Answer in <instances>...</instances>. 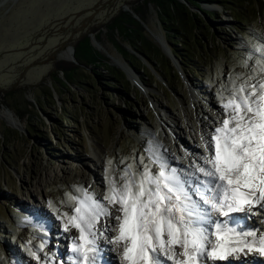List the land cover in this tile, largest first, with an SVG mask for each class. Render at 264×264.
Returning a JSON list of instances; mask_svg holds the SVG:
<instances>
[{
    "label": "rangeland",
    "instance_id": "rangeland-1",
    "mask_svg": "<svg viewBox=\"0 0 264 264\" xmlns=\"http://www.w3.org/2000/svg\"><path fill=\"white\" fill-rule=\"evenodd\" d=\"M133 1L0 0V112H8L19 124L9 126L0 115V264H38L31 250L45 241L39 254L54 252L63 260L53 264H65L72 238L79 233L71 227L63 231L68 222L63 214L72 215L85 192L103 200L105 168L118 185L120 169L133 164L134 158L132 171L138 172L139 157L148 163L145 146L151 135H159L161 144L154 150L164 149L167 157L183 161L191 152L182 142L193 144V133L203 128L211 136L209 118L222 112L220 97L228 95L233 82L250 83L252 76L257 82L264 80V59L249 57L264 46V0H233L232 10L219 4L209 7L215 17L204 21L205 49L193 53L194 75L161 50L168 65L156 58L149 61L126 46L136 58L134 66L139 61L145 66L136 71L106 40L103 23ZM150 10L143 24L154 36L163 37ZM98 31L100 52L126 64L135 81L108 57L121 79L94 81L85 75L74 84L63 80L57 66L75 65L66 56L67 46ZM97 70L107 75L102 67ZM197 146L203 151L202 142ZM93 162L99 168L97 184L90 173ZM149 167L158 171L154 164ZM104 204L112 215H120L118 204ZM42 220L49 221L48 229L38 225Z\"/></svg>",
    "mask_w": 264,
    "mask_h": 264
},
{
    "label": "snow or ice",
    "instance_id": "snow-or-ice-1",
    "mask_svg": "<svg viewBox=\"0 0 264 264\" xmlns=\"http://www.w3.org/2000/svg\"><path fill=\"white\" fill-rule=\"evenodd\" d=\"M254 54L264 59V46L249 57ZM220 99L225 118L210 137L201 134L203 151L187 166L149 155L147 164L138 158L142 169L134 172V158L120 169L119 185L104 169L103 200L87 192L77 198L73 214H63V231L79 233L70 264H105V253L113 251L120 264H264V229L247 223L259 216L264 224V80L233 82ZM104 201L118 204L120 215L113 217ZM47 244L30 249L38 264L62 261L54 252L39 254Z\"/></svg>",
    "mask_w": 264,
    "mask_h": 264
},
{
    "label": "trees",
    "instance_id": "trees-1",
    "mask_svg": "<svg viewBox=\"0 0 264 264\" xmlns=\"http://www.w3.org/2000/svg\"><path fill=\"white\" fill-rule=\"evenodd\" d=\"M186 1L189 5L202 10L204 15L191 11L178 0H135L128 7L137 16V19L132 17L130 12L123 9L116 11L102 25L106 32V40L113 45L115 50L136 71L140 68L142 70L145 69V66L140 61L138 62L139 66H134L136 58L129 52L126 46H129L133 51L139 53L149 61L156 58L163 65H168L160 49L147 37L141 24H147L151 14L150 8H152L154 18L163 38L167 42L171 54L177 59L181 70L186 71L188 68H191L194 75L196 68L192 61V57L195 56L193 53H197L199 47L202 48L203 52L205 49L204 44H202L203 32L207 30L204 21H210L215 17V13L212 10L202 9L200 4L215 3L221 5L223 9L232 10L233 0ZM231 12L230 15L233 16L234 21L240 23L241 20L237 19L234 12ZM208 34L211 35V32H208ZM93 36L96 41H101L99 31L94 33ZM71 46L76 62L75 65L72 67L57 66L61 70L63 80L66 83L74 84L76 81L80 82L81 76L85 75L94 81L101 79L109 82L111 79L117 81L122 78L120 75H117L118 71H115V68L109 65L108 58L90 45L87 34L79 36ZM98 67H102L107 75L97 70ZM52 86L56 93H58V87L56 85Z\"/></svg>",
    "mask_w": 264,
    "mask_h": 264
},
{
    "label": "bare ground",
    "instance_id": "bare-ground-1",
    "mask_svg": "<svg viewBox=\"0 0 264 264\" xmlns=\"http://www.w3.org/2000/svg\"><path fill=\"white\" fill-rule=\"evenodd\" d=\"M209 7H214V9L216 8L214 5H210ZM209 7H207V8H209ZM155 38L157 39V41L163 42V37L162 36L155 35ZM100 47H101V45H100ZM67 53H68V51H67ZM67 53H66V56L68 57L69 56V53L68 54ZM69 58H70V56H69ZM115 61H116V64L119 67L120 66L122 67V69L124 70V74L126 75L127 79H131L132 81H135L134 80V76H133L131 70L127 66H125L122 62H120L118 60H115ZM221 113H218V114L214 115V117H212V116L209 115L210 116L209 120H210V123L213 124L212 125L213 128L216 127V126H220V122L222 121L223 118H225L223 115H221ZM0 115L6 120V122L8 123L9 126L18 127V120L14 116L8 114V112H5V111L0 112ZM215 121L217 122V124H215ZM171 124L174 125V122H171ZM210 125L211 124H207V127H209L210 129H212ZM202 133L205 136H207L206 133H205V128H203V129H201L199 131H195L193 133V135H192V137H193L192 138L193 144L192 143L190 144V143H188L186 141H185V143L182 142L183 147L186 150H189L191 152L190 153V156L187 155V154H185L184 158H182L183 161H180V160L178 161V160H176V159H174L172 157H169V155L167 157L164 149H159L158 150V148H157V150H154L155 147H158L159 145H161L160 142H159V135H157V136L156 135L155 136L154 135H151V136L149 135L150 136V141L145 146V149L146 148L149 149V150L150 149H153L154 154H157L158 156H161L162 155V156L167 157L169 163L173 164L174 166H177V167H179V166H187L189 164V161L195 160L197 158L196 157V154H198L199 152H202V149L200 151L199 146H197V143H199V142H202L203 143V141L201 139V134ZM174 136H175V138H179L180 139V133H175ZM146 156H149V155H146ZM92 165H93V169H91L90 173L93 174L94 184H97L96 182L99 180L97 171H98L99 168H98L97 162H93ZM78 198L79 199H85V196L83 198L82 197H78ZM77 206H78V203H77ZM118 215H119V213H118ZM118 215L113 214L112 216L115 217V216H118ZM41 218H43V217H41ZM38 222H37L38 225H40V226L43 225V228L44 229H46V228L48 229V222L49 221L47 222L46 220H42V221H38ZM101 223H102V221H101ZM111 223L112 224H115L116 221L115 220H112ZM247 223H248L249 226H253V224H254L255 227H259L261 229H264V224H261L260 223V217L259 216L258 217L257 216L256 217H253V220L248 221ZM112 235H115V231L112 232ZM101 243H103V242L101 241ZM107 247H111V246L110 245H107ZM105 254H106L105 257L108 258L107 259L108 260L107 262H109L110 264H120L119 256H118V254H117L116 251L106 252ZM69 255H72V254H69ZM259 259L264 260V258H259ZM3 264H5V263H3Z\"/></svg>",
    "mask_w": 264,
    "mask_h": 264
},
{
    "label": "water",
    "instance_id": "water-1",
    "mask_svg": "<svg viewBox=\"0 0 264 264\" xmlns=\"http://www.w3.org/2000/svg\"><path fill=\"white\" fill-rule=\"evenodd\" d=\"M179 2H181V3H183V4H185L191 11H195V12H199L201 15H204L203 14V12H202V10H200L199 8H196V7H193V6H191V5H189L188 3H187V1L186 0H178ZM210 5H216L215 3H201L200 4V7L202 8V9H205V10H212V9H209V8H207V7H209ZM122 9L123 10H125V11H128V12H130L131 13V15H132V17H134L135 19H137V16L135 15V14H133L132 12H131V10L129 9V7L127 6V5H123L122 6ZM142 24V27L144 28V30L145 31H147L148 32V34L156 41V43L158 44V46H159V48H160V50L165 54V55H167L170 59H171V61H175V62H177V59L175 58V56H173L172 54H171V52H170V50H169V47H168V44H167V42L164 40V38H163V42H159V41H157V39L155 38V36L153 35V33H152V31L145 25V24H143V23H141ZM161 34V33H160ZM88 35V38H89V43H90V45L94 48V49H96V50H98V51H100V49H102L101 47H100V44H99V42H97L96 40H95V38H94V36H93V34H87ZM66 50L68 51V53H69V56H70V61H73L74 63H76L75 62V60H74V57H73V48H72V46L71 45H68L67 46V48H66ZM106 57H108L111 61H112V63L115 65V66H118L117 64H116V61L114 60V59H116V58H113V57H111L110 55H108L107 53H105L104 54ZM122 62V61H121ZM174 62V63H175ZM178 63V62H177ZM124 64V63H123ZM125 66H127L126 64H124ZM119 67V66H118ZM128 67V66H127ZM120 69H121V71L124 73V70L122 69V67L120 66L119 67ZM129 68V67H128ZM179 72V71H178ZM51 91H52V93L54 92L52 89H50ZM9 111V110H8ZM19 125V124H18ZM19 127V126H18ZM151 151H148V152H146L145 151V154H147V155H153V156H158L157 154H154V151H153V149H150Z\"/></svg>",
    "mask_w": 264,
    "mask_h": 264
}]
</instances>
